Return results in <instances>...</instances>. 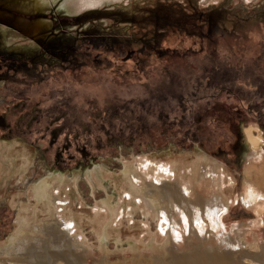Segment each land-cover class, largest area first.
Returning a JSON list of instances; mask_svg holds the SVG:
<instances>
[{"label": "rangeland", "instance_id": "rangeland-1", "mask_svg": "<svg viewBox=\"0 0 264 264\" xmlns=\"http://www.w3.org/2000/svg\"><path fill=\"white\" fill-rule=\"evenodd\" d=\"M54 1L43 11L31 0H0V143L15 145L0 178V248L64 217L77 223L71 244L82 264L168 263L171 253L236 240L237 230L262 245L264 225L241 196L250 135L264 148V0ZM39 19L30 41L11 29ZM143 158L223 166L222 190L201 180L190 193L228 196L221 223L204 216L193 228L179 216L169 229L136 202L123 172ZM59 180L70 184L68 204L54 217L35 197Z\"/></svg>", "mask_w": 264, "mask_h": 264}, {"label": "bare ground", "instance_id": "bare-ground-1", "mask_svg": "<svg viewBox=\"0 0 264 264\" xmlns=\"http://www.w3.org/2000/svg\"><path fill=\"white\" fill-rule=\"evenodd\" d=\"M31 2L33 6H37L43 11L49 10V4L53 3L52 0H31ZM1 19L6 20L0 15V20ZM13 22H16L14 23L15 28L11 29L15 32L17 37L23 41L32 40V37L39 35V32L44 27V24L40 19L36 20L32 25L24 27L19 21L14 20ZM248 140L253 155L248 167H246V177L243 176L246 178V182L244 183L243 181L245 185L243 184L241 196L243 200L242 203L252 210L256 214L260 223L264 225L263 139L261 140L260 138H255L250 135ZM13 149L15 150L14 143H0V178L3 173L9 174L11 171V169L9 171V168H11L8 166L9 164L5 165L4 162L7 161L10 165L13 164L12 160H9V153ZM19 155L23 159V164L19 166L18 170L24 168L29 162L26 152ZM12 156H15V154ZM20 156L16 154L14 158L16 159ZM184 161L185 160H183V163L175 160L172 162L154 164L148 160H140L137 163V166H125L126 169L123 172V180L129 185L132 191L130 192L136 202L139 204L144 202L147 206L151 207L154 212L160 213L163 216L165 223H168L169 229L177 227V217L179 216L180 218L188 217L193 228L196 221H201L204 216L213 218L217 224L221 223L222 217L231 208L228 196L224 198L220 194H214V198L208 199L197 193L194 200L191 199L190 193L193 188L198 189L196 182H201V180L206 181L203 183L204 185L222 190L226 183L225 181H227V171L224 170L223 166L212 162L210 163L207 160H203L202 164L199 166H185ZM179 169H182V173L177 175ZM187 174L193 176L192 180H194L195 183L193 187L187 185L188 180L185 178V175ZM152 179H154L153 181L155 183L151 181ZM172 179L173 181H171ZM64 181L59 180L58 183L48 187L46 186L47 184H43L41 187V194L38 195L39 197L37 195V197H35L36 199L40 198L42 202L47 204L46 207H49V213L54 217L56 215L59 216L60 212L59 210L57 212L54 211V207L58 209L59 206H66L68 204V193H66V191L70 188V184ZM76 181L77 178L75 177L72 181V185H75ZM230 181L232 182L231 179ZM157 182H161V184H156ZM183 182L186 183V186ZM203 184L199 187H204ZM100 209L102 208L97 206V213L101 212ZM24 210L26 211L28 209ZM28 216L25 218H19L17 224H19V226L22 223L27 224L29 222L27 219ZM76 225L77 223L73 218L68 220L66 217H64L60 223H56L55 225L37 227L32 224V229L24 231L22 235L17 234L16 237L10 239L5 248H0V264H53L55 260L64 264H74L76 262L82 264V259H84L85 254L83 256L79 255L77 249V252L75 251L76 247H72L73 243L71 244V242H75L74 240L79 241L80 239L79 236L71 237L75 232H78V227ZM61 228L63 229L61 230ZM35 231H38L46 238L33 237V232ZM242 232V230L236 231V240L234 238H224L221 240V244L217 249L214 247L206 249L197 247L192 253L184 254L183 256H171L172 253L169 254L168 256H170L171 259L168 258V263L165 261L167 259L166 257L164 261L159 262L161 264H264V243L262 246L260 240L256 238L254 243L252 242L248 244L241 239ZM79 244L80 243L77 245L79 246ZM223 245H225L226 248L221 251Z\"/></svg>", "mask_w": 264, "mask_h": 264}, {"label": "flooded vegetation", "instance_id": "flooded-vegetation-1", "mask_svg": "<svg viewBox=\"0 0 264 264\" xmlns=\"http://www.w3.org/2000/svg\"><path fill=\"white\" fill-rule=\"evenodd\" d=\"M3 76L6 77L4 74L2 75V74L0 73V78L3 77ZM0 85L2 86L3 84L0 83ZM53 132H54V130L52 131V133H53ZM54 136H55V135H54Z\"/></svg>", "mask_w": 264, "mask_h": 264}]
</instances>
